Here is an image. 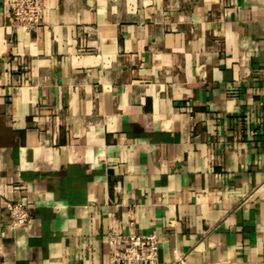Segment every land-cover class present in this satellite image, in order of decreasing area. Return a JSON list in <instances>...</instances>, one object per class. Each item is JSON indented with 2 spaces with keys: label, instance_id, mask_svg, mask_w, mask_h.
<instances>
[{
  "label": "crops",
  "instance_id": "0c3cea01",
  "mask_svg": "<svg viewBox=\"0 0 264 264\" xmlns=\"http://www.w3.org/2000/svg\"><path fill=\"white\" fill-rule=\"evenodd\" d=\"M43 4L0 0V264H109L112 230L264 264V0Z\"/></svg>",
  "mask_w": 264,
  "mask_h": 264
},
{
  "label": "built area",
  "instance_id": "2783aa9c",
  "mask_svg": "<svg viewBox=\"0 0 264 264\" xmlns=\"http://www.w3.org/2000/svg\"><path fill=\"white\" fill-rule=\"evenodd\" d=\"M4 10L10 21L27 30H33L44 23L43 0H3ZM11 214L10 227L26 226L32 219L33 203L6 201ZM109 264H157L160 259V235L156 231L107 233ZM179 264H239L230 260L190 262L178 259Z\"/></svg>",
  "mask_w": 264,
  "mask_h": 264
}]
</instances>
